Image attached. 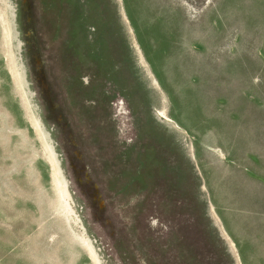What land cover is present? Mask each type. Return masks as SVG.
Masks as SVG:
<instances>
[{
	"label": "rangeland",
	"instance_id": "obj_1",
	"mask_svg": "<svg viewBox=\"0 0 264 264\" xmlns=\"http://www.w3.org/2000/svg\"><path fill=\"white\" fill-rule=\"evenodd\" d=\"M0 264H264V0H0Z\"/></svg>",
	"mask_w": 264,
	"mask_h": 264
}]
</instances>
